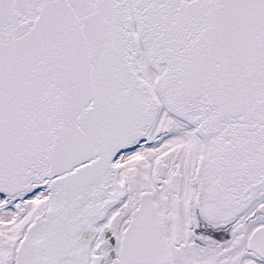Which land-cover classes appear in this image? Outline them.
Wrapping results in <instances>:
<instances>
[{"label": "snow or ice", "instance_id": "1", "mask_svg": "<svg viewBox=\"0 0 264 264\" xmlns=\"http://www.w3.org/2000/svg\"><path fill=\"white\" fill-rule=\"evenodd\" d=\"M0 264H264V0H0Z\"/></svg>", "mask_w": 264, "mask_h": 264}]
</instances>
